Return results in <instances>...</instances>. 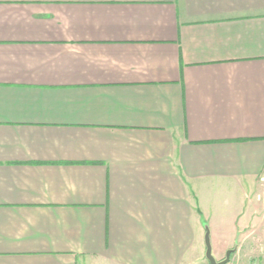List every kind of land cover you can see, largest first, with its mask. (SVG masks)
Here are the masks:
<instances>
[{"label":"crops","instance_id":"0c3cea01","mask_svg":"<svg viewBox=\"0 0 264 264\" xmlns=\"http://www.w3.org/2000/svg\"><path fill=\"white\" fill-rule=\"evenodd\" d=\"M206 248L264 257V0H0V264Z\"/></svg>","mask_w":264,"mask_h":264},{"label":"rangeland","instance_id":"374dc122","mask_svg":"<svg viewBox=\"0 0 264 264\" xmlns=\"http://www.w3.org/2000/svg\"><path fill=\"white\" fill-rule=\"evenodd\" d=\"M202 221H203V219H202ZM203 223V231L205 230V228L208 226V222H202ZM207 229V228H206ZM206 231V230H205ZM203 234H205V233H203ZM213 239V238H212ZM207 249H208V251H209V248H206V255H207ZM229 250H231V248H228V249H222V248H211V251H212V255L215 257V258H218V257H220L221 255H222V257H226V255H227V252L229 251ZM209 253H210V251H209ZM255 259H257V257H255ZM229 260H230V256H229ZM229 260H228V262H226L225 264H229L230 262H229ZM260 263H258V264H262V263H264V257H262V256H260ZM240 264H250L249 262H248V260H247V258H245V259H242L241 260V262H240ZM251 264H257V262H255V261H253V262H251Z\"/></svg>","mask_w":264,"mask_h":264},{"label":"water","instance_id":"95a60500","mask_svg":"<svg viewBox=\"0 0 264 264\" xmlns=\"http://www.w3.org/2000/svg\"><path fill=\"white\" fill-rule=\"evenodd\" d=\"M230 253H231V251H228L227 252V255H226V258L223 260V262H221V263H219V264H225L226 262H228V260H229V256H230ZM207 258H208V260L211 262V264H213V261H212V259L210 258V254H209V251H208V249H207Z\"/></svg>","mask_w":264,"mask_h":264}]
</instances>
